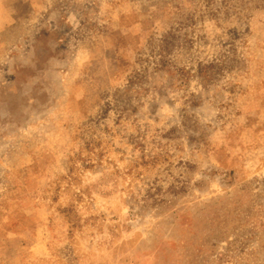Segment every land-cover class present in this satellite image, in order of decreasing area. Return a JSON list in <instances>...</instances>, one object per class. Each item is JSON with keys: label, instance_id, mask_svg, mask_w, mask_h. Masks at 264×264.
Listing matches in <instances>:
<instances>
[{"label": "rangeland", "instance_id": "374dc122", "mask_svg": "<svg viewBox=\"0 0 264 264\" xmlns=\"http://www.w3.org/2000/svg\"><path fill=\"white\" fill-rule=\"evenodd\" d=\"M0 264H264V0H0Z\"/></svg>", "mask_w": 264, "mask_h": 264}]
</instances>
